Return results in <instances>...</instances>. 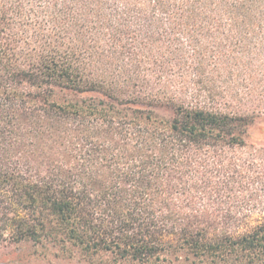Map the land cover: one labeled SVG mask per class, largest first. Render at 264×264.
Returning a JSON list of instances; mask_svg holds the SVG:
<instances>
[{"label":"trees","instance_id":"trees-1","mask_svg":"<svg viewBox=\"0 0 264 264\" xmlns=\"http://www.w3.org/2000/svg\"><path fill=\"white\" fill-rule=\"evenodd\" d=\"M74 8L78 40L88 28L132 77L147 61L166 80L86 75L60 34ZM205 38L236 55L256 91L264 0H0V246L117 264H264V220L242 230L222 207L231 150L255 116L214 107L201 88L187 99L172 73L194 60L203 80Z\"/></svg>","mask_w":264,"mask_h":264},{"label":"rangeland","instance_id":"rangeland-1","mask_svg":"<svg viewBox=\"0 0 264 264\" xmlns=\"http://www.w3.org/2000/svg\"><path fill=\"white\" fill-rule=\"evenodd\" d=\"M16 19L18 25L24 21L20 15ZM21 20V21H20ZM64 20V22H63ZM60 23L63 30L60 33L66 43L71 44L79 53V65L88 76H95L96 80L117 81L127 80H152L161 82L166 80L167 68L162 70V76L154 75L151 64L144 62L141 74L129 71L124 57H118L108 51L105 38L95 36L88 28H84L85 38L81 41L77 38L76 28L80 26L81 13L74 8L70 19H63ZM86 24V23H85ZM51 29V27H50ZM204 45H201L205 62L206 74L203 80L198 78V70L194 68L193 61L185 63L174 62V79L182 85L189 86L187 99L193 96L199 97L196 88H201L200 96L207 102L213 103V106L226 112H242L255 116L246 129L245 145L236 146L231 151L236 154V171L234 175L233 194L222 205L224 210L231 209L233 217L230 220L232 226H240L244 229H251L259 222L264 220V102L263 99L264 80H259L256 91H253L255 85H251L252 80H242L237 73L245 72L244 67L236 65V55L230 53L228 48L220 52L209 46V40L203 39ZM207 45V46H205ZM82 46L86 47L82 48ZM189 54L194 52L188 49ZM184 54V51H180ZM190 55V56H192ZM137 74V75H136ZM243 75V74H242ZM244 76V75H243ZM254 84V83H253ZM250 88L252 91H250ZM255 100V101H254ZM259 103V104H258ZM257 105L261 106V111L256 110ZM259 106V108H260ZM263 108V109H262ZM0 264H117L110 260L90 261L80 253H70L58 246L34 244L33 242L23 241L14 244H3L0 246ZM131 264V263H118ZM186 264H191L186 262ZM200 264V263H199ZM205 264H209L208 262Z\"/></svg>","mask_w":264,"mask_h":264}]
</instances>
